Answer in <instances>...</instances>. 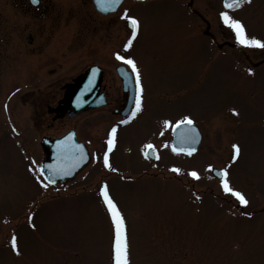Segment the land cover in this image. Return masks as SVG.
Segmentation results:
<instances>
[{
  "label": "rangeland",
  "instance_id": "rangeland-1",
  "mask_svg": "<svg viewBox=\"0 0 264 264\" xmlns=\"http://www.w3.org/2000/svg\"><path fill=\"white\" fill-rule=\"evenodd\" d=\"M45 1L49 9L41 18L26 0H0V264H112L111 222L99 190L92 191L100 179H107L125 219L130 264H264V65L251 69L247 63H257L264 49H231L218 23L220 0H126L107 16L90 0ZM125 13L139 21L127 51ZM230 15L248 36L264 41V0H250ZM117 52L131 57L141 73L143 107L136 117L120 124L111 113H91L62 126L32 128L28 94L47 95L92 64L101 66L110 97H121ZM22 67L24 80L11 81L13 68ZM3 99L11 100L10 113L24 129L8 128ZM184 116L202 134L190 157L172 152L171 128L163 129L164 120L174 124ZM71 126L95 157L93 166L64 188H45L36 171L38 141ZM113 126V173L165 179L127 182L105 175L103 153ZM145 144L157 149L155 162L143 157ZM233 144L240 149L235 161ZM208 165L226 168L230 186L248 201L244 206L263 212L247 218L202 195L232 197L210 177ZM193 170L200 177L195 183L188 176ZM13 235L19 255L11 251Z\"/></svg>",
  "mask_w": 264,
  "mask_h": 264
},
{
  "label": "snow or ice",
  "instance_id": "snow-or-ice-1",
  "mask_svg": "<svg viewBox=\"0 0 264 264\" xmlns=\"http://www.w3.org/2000/svg\"><path fill=\"white\" fill-rule=\"evenodd\" d=\"M38 0H32V3H37ZM120 0H96V4L101 8L102 11H108L113 5H118ZM250 3V0H223V8L224 11L219 12V20L223 24V26L231 31L234 36L236 44L245 48H261L264 49V41L257 39L255 37L248 36L246 32L245 25L239 20L230 15V10H235L240 8L242 4ZM127 21V26L131 30V34L124 44V50L132 45L133 40L137 36L139 30V21L135 17L128 16L126 13L122 17ZM114 57L117 61H120L122 64L127 65L131 70V83L133 84V96L132 102L133 107L129 109L130 115H128L127 119L119 121L120 124H127L131 119L136 117L138 113L142 111L143 107V86L141 80V73L137 67L136 62L131 58L124 55H121L119 52L114 53ZM251 71V70H249ZM93 74H95V69H93ZM122 75H127L123 73ZM91 83V78L89 80ZM79 97H77V101ZM233 114L235 110H233ZM172 129L174 137H176L178 143H180V147L176 146L172 147V151L176 154L184 153L186 155L191 156L195 151V148L191 147V142H193L198 133L193 126V121L190 117L184 116L180 120H177L174 124L168 120L163 121V129ZM116 126H113L108 133V138L106 140V151L103 153V167L109 171L115 172L117 169L113 168L109 162V153L113 150L116 143ZM163 135V131L161 132ZM71 142V135H69L65 140L59 141L57 145L58 153L63 157L65 153L69 150V145ZM71 148L74 149L72 152L73 163L71 167L67 169H57L54 165H48L49 171L56 174L57 172H63V174H68L71 171V168L76 167L81 161L87 159V156L80 145H71ZM144 149L148 151L144 152L145 158H149V152L155 156V149L152 144H145ZM240 149L238 145H232V156L231 160L235 161L239 155ZM159 159L158 156H156ZM93 159L95 157L93 156ZM44 166H41V169ZM41 169H36V171H40L41 175L43 172ZM172 172L177 175L180 174L181 170L179 168L173 167L170 169ZM208 171H213L212 165H208ZM216 175L220 178V187L222 191L235 198L236 201L239 202L241 206L247 205L248 201L245 196L240 192L232 188L228 181V172L226 168L220 169L216 172ZM188 176H190L194 180H198L199 174L196 171H189ZM49 179H51L49 177ZM43 187L47 188V184H43ZM99 195L102 201V204L107 212L108 218L110 219L112 230H113V241L111 248V259L112 264H130L129 261V245L127 240V232H126V223L125 219L117 206L116 202L112 199L109 194L107 184L102 183L99 186ZM29 220H31V216H29ZM34 227V225H33ZM11 251L17 255H19L17 238L15 235L11 237Z\"/></svg>",
  "mask_w": 264,
  "mask_h": 264
},
{
  "label": "flooded vegetation",
  "instance_id": "flooded-vegetation-1",
  "mask_svg": "<svg viewBox=\"0 0 264 264\" xmlns=\"http://www.w3.org/2000/svg\"><path fill=\"white\" fill-rule=\"evenodd\" d=\"M18 1L23 3V0H18ZM26 2L29 6L28 9L40 13L39 16L41 18L45 17L44 12H47L49 9V6L47 5V2L45 0H38V2L35 3L34 6L31 5L28 0H26ZM243 5H245V4H242L241 6H243ZM230 11H232V10H230ZM40 17H39V19H40ZM226 33L231 37V31L227 28H226ZM28 42L31 43V37L28 40ZM239 47L240 46H236L234 44L231 45V49H240ZM245 49H249V48H245ZM258 54H260V56H261L264 53L260 52ZM260 56L258 55L259 60L257 63L250 64L251 62H248V64L251 66L250 67L251 69H254L256 66L264 65V56H261V58H260ZM3 58H4L3 51H2V49H0V62H1V59H3ZM92 65H97V64H92ZM97 66L101 69L100 65H97ZM13 69H14V70H12V71H14L13 75H11L9 77V79L13 82L21 83L25 78L23 67L21 68L20 71L19 70L17 71L16 70L17 68H13ZM105 82H106L105 75H104V72L102 70L101 71V77H100V84H99V88L97 90V95L102 96L103 104L99 107L88 109V110L82 112L81 114L73 116L72 118H67V114H61L60 111L56 110L58 107H61V105H59L58 102L60 101L61 96L63 97V90L61 89L63 84H61V83L54 84L53 88L49 91V93L47 95L40 96L38 94L39 96L34 95V97L32 98V96L28 94V96H30V98L24 99L25 94H23L19 97V100L24 99V102L29 103V106H30V116L29 117L31 119L30 120L31 125H32V128H35L37 131L42 130L43 127L49 128V126H51V127L62 126V125H65L66 123H69L70 121H72L73 118H76V117L81 116V115L91 114V113H102V114L103 113H111L112 115H116L119 118V114L123 111V109L126 106L127 96L122 91V89L120 87V89H121V93H120L121 95L120 96L121 97L117 96L116 93H114L113 96L110 97V91H109L108 86L106 85ZM9 101H11V100L10 99H3L2 105H4L3 107H6V109L8 110L7 111L8 116H7V114H5V117L3 119H4V121H6V123H8L7 125H10V126H8L9 129H11V130H22L24 128L22 126H20L21 122L19 124L17 118H14V117H16L14 115V113H10ZM68 129H72L75 131L74 127H72V126L69 127ZM90 176L92 177L93 174ZM108 177L117 178V179L127 181V182L128 181L134 182V181L142 180L143 178H148V177L155 178L153 175H147V174L140 175L138 177L137 176L132 177V176H124V175L122 176V175H118L116 173H112V174L108 175ZM109 180H111V178H109ZM106 181H107V179L101 180L102 183H105ZM194 192L197 193V191H194ZM205 193H206V195L208 194L209 197H213V199H216L217 201L219 200L220 203L221 202L225 203L227 206H229V208L231 210H234L238 214H240L244 217H247V218L253 217V216L261 214L263 212L260 210L259 211H250L248 208L241 206L239 204V202L236 201L235 198H233V197L215 194L213 192H212L213 193V195H212V193L209 191L203 192L202 195H204ZM200 196L199 197L197 196L198 199H200Z\"/></svg>",
  "mask_w": 264,
  "mask_h": 264
},
{
  "label": "water",
  "instance_id": "water-1",
  "mask_svg": "<svg viewBox=\"0 0 264 264\" xmlns=\"http://www.w3.org/2000/svg\"><path fill=\"white\" fill-rule=\"evenodd\" d=\"M121 1L122 0H120V2ZM92 3H93L94 8L102 14H105L107 12H112L117 7V5H113L108 11H102L101 8L97 6L96 0H92ZM97 77L99 76H97L96 73L93 74V69L91 68V69L85 70L83 73L75 77L72 80L71 84H66L64 86L65 93H64V98L62 100L63 107L61 111L64 113L65 112L69 113V115L71 116L72 114H76L77 112H81L82 110H85L87 108L94 106L93 100H95L96 98L94 94L96 93L98 89V85H99V78L96 82ZM90 78H91V83L89 82ZM86 91L90 93V95L84 99L82 94L85 93ZM77 97H79L78 101H77ZM71 103L73 106L74 105L76 106V109L70 111ZM196 133H197V130H196ZM69 135H71V142L69 145V150L62 157L58 153L57 145L59 141L65 140ZM198 141H199V135H197L196 139L193 142H191V147L196 149V145ZM172 144L173 146H176L177 148L181 146L180 143H178L176 137H174V135H173ZM71 145H80L86 154L84 147L80 143L75 141V138L72 132L67 133L66 135H64L63 137L59 139H53V140H49L46 138L41 139L40 147L44 154V159L39 169H41V166H44L41 170L43 172L42 178L44 179L46 183L54 184L56 182L64 181L65 178L71 177L73 173L76 172L86 162L87 159L81 161L76 167L71 168V171L68 172V174L66 175L63 174V172H57L56 174H53V172L49 171L47 167L48 165H54L57 169H61V168L67 169L71 167V164L73 163L72 152L74 151V149L71 148ZM149 155H151L150 152H149ZM216 172L217 171L213 170L212 171L213 175H216ZM39 173L41 174L40 171ZM49 177L51 179H49Z\"/></svg>",
  "mask_w": 264,
  "mask_h": 264
}]
</instances>
